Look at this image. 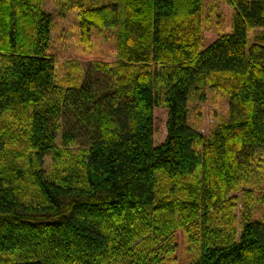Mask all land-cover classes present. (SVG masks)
I'll return each instance as SVG.
<instances>
[{
    "label": "trees",
    "instance_id": "trees-1",
    "mask_svg": "<svg viewBox=\"0 0 264 264\" xmlns=\"http://www.w3.org/2000/svg\"><path fill=\"white\" fill-rule=\"evenodd\" d=\"M226 1L212 35L205 0H62L84 45L116 38L64 89L45 0H0V264H172L179 230L190 264H264V0ZM207 89L229 112L205 136Z\"/></svg>",
    "mask_w": 264,
    "mask_h": 264
},
{
    "label": "rangeland",
    "instance_id": "rangeland-1",
    "mask_svg": "<svg viewBox=\"0 0 264 264\" xmlns=\"http://www.w3.org/2000/svg\"><path fill=\"white\" fill-rule=\"evenodd\" d=\"M62 0H45L44 10L54 16L52 32L51 54L57 59V82L64 89L71 86L84 75L94 64L112 63L116 60V38L110 32H95L93 46H86L81 42L78 28V13L63 12ZM205 18L208 17L205 30L207 34L216 35L218 32H229L232 28L234 9L226 0H205ZM99 76V73H97ZM76 84V83H75ZM206 99L202 101L195 96L190 102L189 121L203 135L208 136L211 130L227 118L229 112V96L217 90L206 91ZM69 117L63 120V131L58 145L62 143V134L71 130ZM80 149L86 148L84 139H76ZM48 163L50 161L48 160ZM256 180L261 177V189L255 191L252 199L251 212L254 219L264 220V202H259L264 192V150L259 151L253 166ZM242 203V202H241ZM238 206L241 215L242 205ZM178 246L174 252L172 264H190L198 254L195 249L189 251L188 245L181 231H177ZM173 245V244H172Z\"/></svg>",
    "mask_w": 264,
    "mask_h": 264
},
{
    "label": "crops",
    "instance_id": "crops-1",
    "mask_svg": "<svg viewBox=\"0 0 264 264\" xmlns=\"http://www.w3.org/2000/svg\"><path fill=\"white\" fill-rule=\"evenodd\" d=\"M229 32H231V30Z\"/></svg>",
    "mask_w": 264,
    "mask_h": 264
}]
</instances>
